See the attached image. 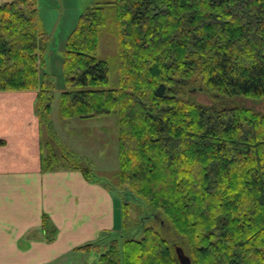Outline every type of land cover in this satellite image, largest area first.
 Returning a JSON list of instances; mask_svg holds the SVG:
<instances>
[{
    "label": "trees",
    "instance_id": "trees-1",
    "mask_svg": "<svg viewBox=\"0 0 264 264\" xmlns=\"http://www.w3.org/2000/svg\"><path fill=\"white\" fill-rule=\"evenodd\" d=\"M109 13L117 88L108 87L109 61L97 57ZM47 43L37 0L0 3V91L36 90L35 113L52 130L54 87L39 71ZM65 48L62 116L117 115L119 184L178 238L146 227L141 239L110 231L78 249L100 252L103 264H181L178 246L191 264H264V113L187 98L199 79L215 99H264V0H97ZM45 149L50 171L60 157ZM63 159L100 180L75 154ZM43 228L55 238L47 215Z\"/></svg>",
    "mask_w": 264,
    "mask_h": 264
},
{
    "label": "crops",
    "instance_id": "crops-1",
    "mask_svg": "<svg viewBox=\"0 0 264 264\" xmlns=\"http://www.w3.org/2000/svg\"><path fill=\"white\" fill-rule=\"evenodd\" d=\"M36 98V90L0 91V264H57L117 227L108 186L68 165L42 170Z\"/></svg>",
    "mask_w": 264,
    "mask_h": 264
},
{
    "label": "rangeland",
    "instance_id": "rangeland-1",
    "mask_svg": "<svg viewBox=\"0 0 264 264\" xmlns=\"http://www.w3.org/2000/svg\"><path fill=\"white\" fill-rule=\"evenodd\" d=\"M10 0H0L5 3ZM97 0H37L39 11V30L48 38L45 51V65L40 66V78L53 83V98L48 117L52 121V130L47 122L43 123V142L45 150L53 149L60 157V165H73L64 161L63 155L70 152L80 157V163L88 166L100 181L112 190L115 197V218L117 227L113 231H122L125 235H133L137 239L143 237L142 229L153 227L162 236L178 240L171 226L161 227L152 209L144 202L135 200L125 193L126 188L119 184V128L117 115H105L97 118L83 119L79 117L64 118L61 113V95L69 88L64 70L66 41L76 28L80 16ZM118 40L116 26L112 14H108L107 25L100 33V46L97 57L110 63L109 85L117 88L120 85V67L118 58ZM201 81L195 80L187 93V98L203 105H237L251 107L264 113V99H248L244 97H214ZM226 100V101H225ZM52 145V147L50 146ZM126 205L125 211L124 207ZM124 212L127 218L124 221ZM170 225V224H169ZM104 234V233H103ZM101 234V237L102 235ZM100 237V238H101ZM176 242V241H175ZM57 264H103L100 252L96 250L83 253L75 251L66 260Z\"/></svg>",
    "mask_w": 264,
    "mask_h": 264
},
{
    "label": "water",
    "instance_id": "water-1",
    "mask_svg": "<svg viewBox=\"0 0 264 264\" xmlns=\"http://www.w3.org/2000/svg\"><path fill=\"white\" fill-rule=\"evenodd\" d=\"M176 252L181 264H191V258L185 253L182 247L178 246Z\"/></svg>",
    "mask_w": 264,
    "mask_h": 264
}]
</instances>
